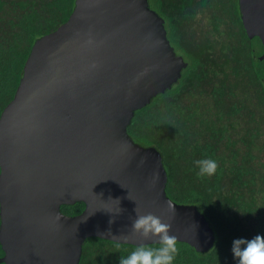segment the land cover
Returning <instances> with one entry per match:
<instances>
[{
    "label": "water",
    "instance_id": "1",
    "mask_svg": "<svg viewBox=\"0 0 264 264\" xmlns=\"http://www.w3.org/2000/svg\"><path fill=\"white\" fill-rule=\"evenodd\" d=\"M238 8L262 60L264 0ZM186 66L148 0H75L66 21L34 41L0 114V264H79L89 237L156 243L121 239L136 207L171 223L195 251L213 247L204 214L166 194L161 153L127 133L135 111ZM76 202L79 214L61 211Z\"/></svg>",
    "mask_w": 264,
    "mask_h": 264
},
{
    "label": "trees",
    "instance_id": "2",
    "mask_svg": "<svg viewBox=\"0 0 264 264\" xmlns=\"http://www.w3.org/2000/svg\"><path fill=\"white\" fill-rule=\"evenodd\" d=\"M74 1L0 0V114L14 96L32 44L67 20ZM148 3L187 66L170 89L135 111L127 133L161 153L168 197L195 205L213 229L214 245L205 253L178 242L175 264H237L233 241L264 236L261 41L247 35L238 0ZM208 157L218 162L217 173L198 178L194 162ZM83 208V202L60 206L67 215ZM135 247L89 237L79 264H119Z\"/></svg>",
    "mask_w": 264,
    "mask_h": 264
},
{
    "label": "clouds",
    "instance_id": "3",
    "mask_svg": "<svg viewBox=\"0 0 264 264\" xmlns=\"http://www.w3.org/2000/svg\"><path fill=\"white\" fill-rule=\"evenodd\" d=\"M198 168V178L216 175L218 162L213 158H204L194 162ZM170 198V197H169ZM119 202V200H117ZM171 208L172 206L169 205ZM175 211V209H172ZM122 209L118 213H120ZM136 218L131 225V232L122 235L124 242L132 238L149 240L155 238V247L145 243L137 246L127 255L120 257L119 264H175L179 254L178 239L171 235V223L164 221L160 216L151 212L141 213L138 208L134 209ZM110 220L109 223H113ZM237 264H264V236L257 235L251 240L235 239L231 249Z\"/></svg>",
    "mask_w": 264,
    "mask_h": 264
},
{
    "label": "rangeland",
    "instance_id": "4",
    "mask_svg": "<svg viewBox=\"0 0 264 264\" xmlns=\"http://www.w3.org/2000/svg\"><path fill=\"white\" fill-rule=\"evenodd\" d=\"M85 248V247H84ZM84 253H85V249H84Z\"/></svg>",
    "mask_w": 264,
    "mask_h": 264
}]
</instances>
